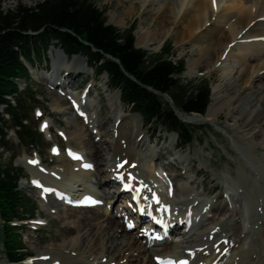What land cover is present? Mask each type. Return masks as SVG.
Segmentation results:
<instances>
[{
    "label": "bare ground",
    "instance_id": "obj_1",
    "mask_svg": "<svg viewBox=\"0 0 264 264\" xmlns=\"http://www.w3.org/2000/svg\"><path fill=\"white\" fill-rule=\"evenodd\" d=\"M130 1L132 4L129 15L136 9L138 1L148 6L157 4V13L149 14L148 19L154 22L159 33L163 31L162 37L157 41L154 40L158 46L169 35H173L177 43L190 42L193 44L192 54L196 58L194 57L187 66L189 71L196 72L200 65L205 68L213 67L214 71L221 74L222 81L228 82L234 89L233 95L226 98L221 94L223 84L217 86L212 91L211 102L204 116L179 114L180 119L188 124L213 122L221 110L228 108L227 116L233 121L231 129L233 136L242 141L249 150L256 147V140L264 141V128L257 125V122L264 119V20H262L264 0ZM114 25L120 28L117 24ZM74 58L78 63H72L70 69L66 70L68 73H64L59 79L56 75L61 68L58 67H55L59 69L58 72H54L55 69L50 76L41 75L39 79L46 81L55 89L64 91L74 79L83 75L81 71L83 63L84 69L86 67V62L81 56H74L72 60ZM231 61L238 68L230 66ZM241 81H245L242 85L244 88H238V83ZM254 85H256L255 92ZM109 102L113 109L111 115L114 121L111 127L103 128L102 133H110L108 142L92 143L87 140L85 142L82 137L83 128L75 123L80 118L74 117L73 111L69 114L74 121L70 135L74 137L72 146L75 151L68 150L79 154L81 159L76 162L66 158L61 159L62 164L67 165L66 169L62 166L55 167L51 172L64 180L71 179L73 183L70 186L57 182L51 177L43 178L35 170L33 181L40 182L43 189L52 191L47 194L40 189L41 202L56 212L60 222L72 221L75 226L63 227L58 232L61 245L54 246L50 250H37L36 255L25 264H133L134 262L150 264V261L146 260L150 257L153 258V264H156V260L160 258L174 259L178 264H264V221L262 222L257 213L254 202L248 200L250 207L255 210L254 214L252 213L254 222L250 224L246 220L247 203L239 199L237 193L231 189L227 188L223 194L224 202L218 203L205 199L203 195L195 194L193 191L180 190L181 188L175 186L176 179L173 176L162 175L161 181H158L160 179L155 173L156 166L169 153L161 152L160 158L155 160L158 143L155 149L151 147V137L142 134L143 125L139 117L136 115L126 119L125 111H122L123 116L120 117L114 110L116 105L112 104L113 100L110 99ZM118 102H120L119 94ZM74 106L77 107V111H82V116L86 118L92 130L102 127L100 117L97 115L99 111L94 117L85 114L86 111L93 112V106L83 100V97H75ZM110 119L112 118L103 120L107 122ZM49 128V123H44L42 131L47 137L54 139L55 136L49 132ZM94 141L100 142L101 139ZM85 147L89 150L88 156L83 152H76ZM245 151L243 150V153ZM60 152L62 153L58 148L57 157ZM28 162L44 169V161L38 152H35L34 158H30ZM68 165L77 167V173L69 171ZM164 169L169 168L165 166ZM93 172L105 175L95 183L96 186L104 189L103 193L90 186L91 182L85 181ZM261 175L259 171L255 172V180L263 182L264 185V176ZM158 182L166 186L168 192L172 193L171 197L159 191L155 184ZM75 185L82 186L81 194L75 193ZM105 185L107 186L104 187ZM123 186L128 187L129 191H122ZM107 187L110 189L107 190ZM58 194L62 199L57 198ZM87 196L95 199L94 206H100V200L105 197L106 205L119 199L123 204L118 212L110 213L108 217L87 210L88 207L83 205V209L74 207L69 208L68 211L67 208L64 209L63 203L70 204L76 198L83 199ZM154 198L160 200L158 206L151 204ZM133 200L139 203V208L145 213L152 215V218L165 219L163 226L177 234L178 242L169 243L164 237L165 232L157 227L158 224H150V230L158 233L159 240L148 242L142 234L144 227H140L139 224L142 218L136 214ZM157 208H168L169 215L157 214ZM259 221L260 226L257 224ZM180 222L183 223L182 226L179 225ZM128 226H131V230ZM93 227L102 231L99 240L97 230H93ZM75 235L77 239L70 242ZM95 241H98L97 246H100L101 254L108 255L105 260H103L104 255L100 257L101 254L96 256L92 254ZM105 249L107 251L104 253Z\"/></svg>",
    "mask_w": 264,
    "mask_h": 264
},
{
    "label": "rangeland",
    "instance_id": "obj_2",
    "mask_svg": "<svg viewBox=\"0 0 264 264\" xmlns=\"http://www.w3.org/2000/svg\"><path fill=\"white\" fill-rule=\"evenodd\" d=\"M43 1L45 0H3V8L10 9L16 5L33 7L37 3ZM91 2L104 14L106 25L113 26L119 31L128 30L130 28L134 29L133 36L135 48L143 49L148 51L150 54L157 55L160 53L161 49H166L167 46H170L175 54L173 60L184 61V72L180 77L184 84L189 83L192 85H198L201 82H207L211 87V94L214 88L223 84V88L221 90L222 96L224 95V97H229L233 95L234 89L229 86L228 82L222 81L221 74L214 71L213 67L209 66L205 68L203 65H200L196 72L189 71L187 66L195 57L192 54L193 44L190 42L177 43V39L173 35H169L160 46L156 44L154 40H159L163 35V31H160L159 33L155 28L154 22L149 20L148 16L149 14L157 13V4L148 6L147 4L143 5L140 1H138L136 9H134L133 13L129 15L128 12L130 11V6L132 4L130 0H91ZM262 20H264V18H262ZM114 24H117L120 28L116 27ZM72 58L73 57H66L60 49H58L55 45H51L40 58L35 57L32 65L28 66L31 72V81L27 83L20 81L18 84L21 92H24L26 89L29 92L28 96L25 95V109L28 113L30 122L33 124L36 123V130H38V134L41 135L42 140L34 150L21 148L17 144L14 133L10 132L8 135L10 153L2 152V165H6L11 158V155L15 156L13 167L23 170V179L19 181V189L29 198V200L33 201V204L35 205L33 208V220L25 224L21 233H18V235L16 234L17 236H21V242L25 248L24 253L30 255L31 258L36 255L37 250H50L54 246L61 245L62 241H60L58 232L62 230L63 227L75 226V223H72V221L60 222V219L56 216V212L51 210L49 207H46L45 204L41 202L39 198V190L33 189L31 184L35 178V170L37 173L42 175L43 178L51 177L57 182L66 183L65 185L67 186H70L71 183H73L71 179L64 180L61 176L51 172V169L55 167L62 166L66 169L67 165L64 163L62 164L61 159H68L66 156L68 149L74 150V147L72 146V139H74V137L70 135L72 133L74 121H72L69 116L70 112L73 111V116L80 118V120H77V122L75 121V123H78L79 127L83 128L82 137L84 138V141L86 142L87 140L92 143H104L108 142L110 139L109 132L102 134L103 128L107 126L111 127V124L114 121L111 115L113 109L111 108L109 102L110 99L113 100L112 104L116 105L114 110L120 117L123 116L122 111H125L126 119L137 115L134 114L129 107L121 102H118V94L120 96V93L109 89L108 78L106 75L96 77L94 71L87 65L84 69V63L81 66L83 75L74 79L72 84L64 91H61L59 88L55 89L46 81L39 79L41 75L50 76L55 69L56 71L54 72H58V68H61V71L56 75L59 79L64 73H68L66 70L70 69L72 63H78L75 58L73 60ZM231 63L232 61L230 62V66L238 68L236 67V64ZM245 81H241V83L239 82L238 88H244L242 85ZM245 87H247V85ZM255 91L256 85H254V92ZM256 95L258 94L256 93ZM79 96L83 97V100L93 106V112L86 111L85 114L89 115V117H94L96 115L95 113L99 111L97 115L100 117L102 127L96 126L97 129L93 128L92 130L90 125H88L86 118L82 115H78L73 106L74 98ZM163 99L169 102L167 97L164 96ZM223 100L220 102L223 103ZM227 111L228 108L221 110L217 114L216 120L213 122L190 124L195 128L193 131V142L185 150L178 149L179 143L175 134H168L158 126L150 125L147 127L142 122V134L148 138L151 137L150 145L153 149L156 148V144L158 143L155 151V160L160 158L159 155L161 152L169 153V155L163 158V160H161L156 166L155 173H157L158 177H161L162 175L173 176V178L176 179L175 186L177 188H181L180 190L193 191L195 194L203 195L205 199H211L218 203L224 202L222 198L223 194L226 192L227 188L231 189L237 193V196L240 197L239 199H243L244 203H247V222L250 224L254 222L252 213L254 214L255 210L248 204L251 200L255 204L254 207H257V213L260 215L263 222L264 185L263 182L255 180V172L259 171V173L264 176V141L262 139L256 140V147L250 150L248 147L244 146L242 141H240L236 136H233L234 134L231 131L233 121L227 116ZM80 112L82 113V111ZM176 114L178 117L179 114L185 115L177 110ZM198 116L200 115H197V117ZM105 118L112 119L106 122V120H103ZM140 121L142 120L140 119ZM47 122L50 125L48 130L55 136L54 139L47 137V135L42 131L43 124ZM257 123L259 127L264 128V119ZM240 136L241 135H239V137ZM100 139V142L94 141H98ZM54 145L58 146V148L62 151V153L60 152V155L58 154V157L56 156V152L53 151ZM243 150L246 153H243ZM78 151L85 153V156L90 154L86 147L82 150H76V152ZM35 152H38L43 159L45 164L44 169L39 168L38 166L35 167L28 162L30 158H34ZM68 166L70 169L69 171L77 173V167L73 165ZM165 166H168L169 169H164ZM228 174H230L231 177ZM104 177L105 175L103 174L100 175L93 172L90 175V178L85 179V181L91 182L89 183L90 186H93L98 192L103 193L102 191L104 189L96 186L95 183H98L100 178L103 179ZM233 181L238 184V186ZM155 184L162 194L167 197H171L172 193L168 192V189L163 183L161 184L158 182ZM77 185H75L74 188L76 190L75 192L77 194H81L82 186L77 187ZM106 186L107 185L104 187ZM108 188L110 189V187H107V190ZM113 192H115V190ZM247 192L249 193V196ZM252 196L254 198H250ZM77 199L81 204V197ZM254 200H256V203ZM113 201L106 205L107 201L105 197L100 200V206H94L86 209L93 210L92 212L100 216L108 217L110 216V213L118 212L123 204V202L121 203V199ZM63 207L65 210L67 208V211L69 208H72L68 205H63ZM250 208H252V210H250ZM77 209L83 208L78 207ZM260 221L257 223L258 226H260ZM93 230L96 231L97 228L93 227ZM129 233L131 234L132 232L130 231ZM97 234V238L99 240L100 237H102V231L97 230ZM254 238L256 239V236H254ZM76 239L77 237L75 235L70 239V242H74ZM2 241V230L0 224V264H9L4 258L3 248L1 245ZM97 244L98 241H95V247L92 252L95 256L101 254V248L100 246H97ZM162 248L163 247H161V249ZM106 251V249L103 250L104 253ZM102 255H104L103 260H105L108 256L107 254H101L100 257H102ZM146 260L150 261V264H153L152 257L146 258ZM27 261L28 260L24 263ZM133 264H138V262H134Z\"/></svg>",
    "mask_w": 264,
    "mask_h": 264
},
{
    "label": "trees",
    "instance_id": "obj_3",
    "mask_svg": "<svg viewBox=\"0 0 264 264\" xmlns=\"http://www.w3.org/2000/svg\"><path fill=\"white\" fill-rule=\"evenodd\" d=\"M105 23L104 14L91 0H45L10 9H4L0 0V224L9 264H21L28 256L17 235L23 231L19 224L33 219L35 205L19 189L23 170L13 167L15 156L6 165L1 159L2 152L10 153V132L21 148L34 150L42 140L25 109L29 92H21L18 84L31 81L28 66L35 57L51 45L66 57H83L96 77L107 76L109 89L118 91L121 103L147 127L155 125L175 134L180 150L192 144L195 128L182 122L175 111L204 116L210 104L209 83L184 84L180 78L184 61L173 60L170 46L150 54L134 47L133 28L119 31Z\"/></svg>",
    "mask_w": 264,
    "mask_h": 264
}]
</instances>
